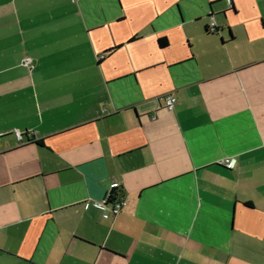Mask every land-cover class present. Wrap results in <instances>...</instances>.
Instances as JSON below:
<instances>
[{"label":"crops","instance_id":"1","mask_svg":"<svg viewBox=\"0 0 264 264\" xmlns=\"http://www.w3.org/2000/svg\"><path fill=\"white\" fill-rule=\"evenodd\" d=\"M0 264H264V0H0Z\"/></svg>","mask_w":264,"mask_h":264},{"label":"built area","instance_id":"2","mask_svg":"<svg viewBox=\"0 0 264 264\" xmlns=\"http://www.w3.org/2000/svg\"><path fill=\"white\" fill-rule=\"evenodd\" d=\"M217 30V24L214 18L212 17L209 25V32L216 33ZM23 63L25 66L31 69L33 68L32 60L30 58H26ZM176 103L177 99L176 97H174V95L169 94L165 97V105L168 110H174ZM16 137L19 142L23 141V135L21 133H17ZM223 164L227 167L234 166V163L229 160L223 161ZM118 187V184H114L112 186V190L108 193L107 197L99 203V206L104 210L103 218L105 220L115 219L125 209L127 205L125 199L119 193Z\"/></svg>","mask_w":264,"mask_h":264},{"label":"trees","instance_id":"3","mask_svg":"<svg viewBox=\"0 0 264 264\" xmlns=\"http://www.w3.org/2000/svg\"><path fill=\"white\" fill-rule=\"evenodd\" d=\"M160 43H161V46H163V47L167 46V40L166 39L161 40Z\"/></svg>","mask_w":264,"mask_h":264},{"label":"water","instance_id":"4","mask_svg":"<svg viewBox=\"0 0 264 264\" xmlns=\"http://www.w3.org/2000/svg\"><path fill=\"white\" fill-rule=\"evenodd\" d=\"M212 18V17H211Z\"/></svg>","mask_w":264,"mask_h":264}]
</instances>
